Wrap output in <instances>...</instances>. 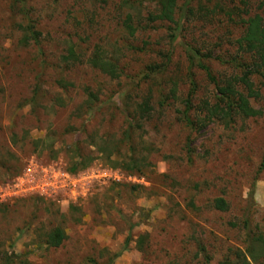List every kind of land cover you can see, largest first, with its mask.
Returning <instances> with one entry per match:
<instances>
[{"label":"rangeland","instance_id":"rangeland-1","mask_svg":"<svg viewBox=\"0 0 264 264\" xmlns=\"http://www.w3.org/2000/svg\"><path fill=\"white\" fill-rule=\"evenodd\" d=\"M157 1L0 0V264H264V100H249L261 116L228 126L203 111L241 76L238 41L250 19L264 29V0H176L175 23L150 20ZM28 24L37 44L22 41ZM29 163L70 175L12 196Z\"/></svg>","mask_w":264,"mask_h":264},{"label":"trees","instance_id":"trees-1","mask_svg":"<svg viewBox=\"0 0 264 264\" xmlns=\"http://www.w3.org/2000/svg\"><path fill=\"white\" fill-rule=\"evenodd\" d=\"M13 2V5L19 4V7L22 9L25 6V0H13ZM157 3L160 9L154 16L151 17L150 20H166L168 22L175 23L174 13L176 0H158ZM186 7H188L187 4ZM24 29L26 34L22 38L23 43L25 45L29 42L37 44L39 42V33L34 30V27L31 24H28L24 27ZM127 29L130 30L131 34L133 33V29H131L130 25H127ZM238 45L243 56L247 57L246 61L242 60L241 63L236 62L237 66L242 70V74L240 77H235L234 79L225 81L222 86L216 85L215 103L213 105H208L203 109L205 121L212 122L216 120L228 126L233 122L234 117L255 118L263 114V110L252 107L249 101L252 98H261L264 100V94H260L259 90L253 89V83L250 81L251 75H258L264 81V29L261 27L260 19L258 17L248 21L244 34L238 41ZM68 52V58H75L71 48ZM90 61L92 67L99 69L108 75H114L117 71V66L105 57L96 55ZM237 88L244 89L246 94L244 95V93L239 92ZM144 108L146 109V107ZM184 119L188 124H190L187 120V116H185ZM125 137L127 138V135H125ZM127 161L126 169L129 172L140 173L142 171V163L140 161L134 158H130ZM89 163L90 160L83 162V159L81 158L80 162L74 161L72 167L68 171L71 174H75L78 170L86 168ZM262 164H264V157ZM213 206L219 211H225L227 209L226 202L221 198L215 199L213 201ZM64 237L65 236L62 230L55 229L48 235L47 245L53 248L58 247L61 245ZM255 240L257 242H262V244H260L264 247V239L262 237L259 236ZM1 261V264H13V258L10 255L2 256ZM113 261L114 258L111 262ZM206 264H208V261ZM222 264L251 263L247 260L246 256L237 254L233 262L227 261Z\"/></svg>","mask_w":264,"mask_h":264},{"label":"built area","instance_id":"built-area-1","mask_svg":"<svg viewBox=\"0 0 264 264\" xmlns=\"http://www.w3.org/2000/svg\"><path fill=\"white\" fill-rule=\"evenodd\" d=\"M69 175L70 174L67 175L65 172L54 171L50 173L49 177H47L45 169H40V167L35 163H29L15 178V181H13V185L11 189L9 188V191L12 192V196H14L15 194H48V191L50 189L59 188L61 186V179L64 176L68 177ZM104 176L114 182H120L122 180L121 175H119V173L116 171H106ZM137 178L136 176L127 175L125 179L128 181L131 179H133V181H136ZM3 192L5 191H0V194H2Z\"/></svg>","mask_w":264,"mask_h":264}]
</instances>
